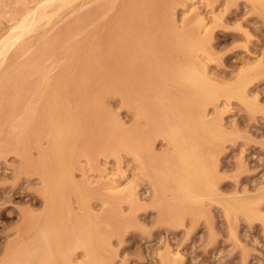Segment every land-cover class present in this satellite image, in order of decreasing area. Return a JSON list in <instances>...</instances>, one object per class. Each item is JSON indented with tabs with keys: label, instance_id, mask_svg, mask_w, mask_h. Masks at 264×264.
<instances>
[{
	"label": "rangeland",
	"instance_id": "rangeland-1",
	"mask_svg": "<svg viewBox=\"0 0 264 264\" xmlns=\"http://www.w3.org/2000/svg\"><path fill=\"white\" fill-rule=\"evenodd\" d=\"M8 1L1 0L0 2V32L15 22L14 19H10L9 15L4 12L7 7L8 10L10 9ZM142 1L146 3L148 11L145 15H142L140 13L141 7L131 6L133 9L130 10H134V13L136 12L134 14L136 16L133 19L142 20L144 18L145 21H149L153 25L155 36L162 42L159 43L161 47L169 46L167 43L172 39V34H167V27L170 28V25L175 26L178 21L179 23L176 25L178 28L187 29L197 24L198 18L202 15L204 20H206L205 22H208L206 28L210 27L208 28L210 32L206 33L210 36L205 45V51L208 53L205 51V53L203 51L201 53L200 51L198 60L207 65L208 76L212 81L214 80L217 87L224 84L223 86L226 88L224 90L225 88L222 89L223 87L221 86V92L217 93L219 94L217 95L219 101L216 98L210 105L208 104L207 109L208 117L218 119L221 125L224 123L221 127L225 130L220 149L216 152L217 156L214 160L216 162L215 168L216 166L219 167L216 168L213 187V189L215 188V191L213 190L215 193L212 191L214 195H206L199 204L192 205L188 209H182L181 212H176L177 209L171 205L173 203L171 190H168L169 192L166 191V199H163L164 201L161 200L160 203L155 186L146 174L144 164L140 162V159L131 149H127L120 144L121 142L117 141L118 136L121 134V130H119L121 127L118 124L114 125L112 118L131 128L136 123V117L134 108L124 103L117 93V88L112 82L116 78L115 72L110 71V74H104L103 77V73L97 71L94 75L87 76V81H84L80 77L82 76V66L84 67L86 61L82 57L84 55L74 56L77 60L73 62V55L68 56L65 49L62 48L59 52L60 55L58 54V57L63 61L60 68L53 67V58L51 59L50 55L40 59L38 67L39 71L49 72L48 74L53 77L63 68L62 70L68 73L65 74L68 75L67 79L70 83L69 97L66 94V90L62 88L63 86L59 89L55 84V79L51 80L48 90L46 89L43 94L44 100L41 102L42 104L40 103L41 107L39 105L36 106V112L31 122H29V128L26 127L25 131H23L22 141L17 140L16 148L20 150L19 154L0 151V264H7L3 262L6 247L8 242L16 243L20 238L17 230L23 223L28 210L30 209L29 212H33V210L41 212L44 207V200L40 190L42 183L39 175L35 173L34 167L39 158L38 141L40 143L44 142L43 146L47 145V127L43 126L45 122L43 104L45 106V103L49 102L52 93L56 94L54 98L58 97L59 103H61V98L65 96L73 101L82 96L87 101L78 112L73 102V109L74 112H77L78 119L73 120L72 123L76 129L79 128L78 131H74L77 133L76 136L79 137L76 158L79 161L81 160L77 162L75 177L84 187L88 206L90 207L92 204L93 209L91 207L90 209L94 212L91 213L99 214L96 218L97 226L100 230L105 231L109 237V245L103 252V264H264V193H262L264 192V0H259L261 5L259 2H255L256 0H253V2L252 0H179L180 4L177 2L174 5V7L177 5L175 9L174 7L165 8L164 0ZM189 8L193 10L191 11ZM168 10L169 12H167ZM125 12L129 17L126 16L123 19H132L130 18L131 12L129 13V10ZM152 16L154 17L152 18ZM121 23L122 14H117L114 19H111V25H105L103 19H96L93 25L81 30L82 33L78 35V38L84 40L92 32L91 28H93V39L95 42H99L102 35L108 39L111 38L109 41L114 42V33L118 32ZM37 26L38 28L36 27L32 32L26 34L21 42H18L16 47L14 46L10 50L9 61L16 58L20 45L34 44L39 35L48 28L49 24L43 21ZM109 28L111 29L109 30ZM206 31H203V35H205ZM100 52L103 54L104 59L107 58L110 61L111 58L112 63H116L115 46L106 45L104 50ZM206 54L212 57L208 58ZM68 57L71 59L69 60ZM204 58H207V60ZM65 61H67L68 65ZM257 61H259V64ZM247 63L252 67L247 66ZM251 63H257V65L254 64V66ZM244 67H249V69ZM243 70L244 72L241 73ZM251 76L253 77L251 78ZM255 76L257 77L254 78ZM241 77H245V80L246 78L248 79V81L246 80L245 88L239 91L237 95L235 93L234 95H228L226 93L230 90L228 88H230L231 84L232 86L236 82L238 84L240 81L238 78ZM105 78L106 81L101 82L99 80ZM22 80L24 81V79ZM22 80H19V82L23 83ZM231 80L232 82L236 80V82H229ZM92 83L93 85H91ZM249 86H251V89ZM223 90L226 92H223ZM251 92L254 93L252 94ZM221 93L223 94L222 96L220 95ZM255 94H258L256 95L257 97H255ZM235 95L237 97L239 95L238 98L240 99H237ZM27 96L28 99L32 98L30 94ZM230 97L234 98L231 100L229 99ZM257 99L260 100L258 101ZM246 102H252L250 103L251 107ZM90 103L92 107L89 105ZM216 103L219 104L217 105ZM246 105L250 108L249 110ZM3 138H5V135L0 133V143ZM155 146L157 151L167 148L161 136L155 141ZM121 151L122 153H120ZM112 152L113 154H111ZM22 164H25V166ZM89 178L95 181H90ZM90 182L92 183L90 184ZM217 185L218 190L215 187ZM120 186L123 189L125 188L121 192ZM132 186L134 189H132ZM116 187H119V189ZM259 187L260 189H258ZM240 191L242 193H239ZM216 192L219 193L216 194ZM162 198L164 197L162 196ZM209 199L212 200L209 201ZM236 202L237 204H235ZM71 203L73 207L78 208L77 204L79 201L75 194L71 196ZM240 204L248 205L247 207H251L255 212L248 214L246 210H240ZM236 205L239 207H236ZM226 214H228L229 218ZM259 214L262 215V218ZM253 218H255V221ZM81 252L79 249L77 254H75L77 259L82 258ZM174 253L176 254L174 255Z\"/></svg>",
	"mask_w": 264,
	"mask_h": 264
},
{
	"label": "bare ground",
	"instance_id": "bare-ground-1",
	"mask_svg": "<svg viewBox=\"0 0 264 264\" xmlns=\"http://www.w3.org/2000/svg\"><path fill=\"white\" fill-rule=\"evenodd\" d=\"M8 2L10 9L8 10L7 7L4 12L9 15L10 19H14L15 22L0 32V133L5 135V138L0 143V151L20 152L16 148L17 140L22 141L21 136L23 137V131H25L26 127L29 126V122L33 119L36 106H40V103L44 100L43 94L48 86H50L51 80L55 79V84L59 89L63 86L62 88L66 90V94L69 97L70 83L67 79L68 75L65 74L67 72L62 70L63 68L53 77L48 74L49 72L44 73L39 71L38 67L40 59H43L46 55H50V58H53V67L60 68L63 61L58 56L61 49L64 48L68 56L73 55V62L77 60L74 56H78L79 54L84 55L82 57L86 61L84 67L82 66V76H80L84 81H87V76L94 75L97 71H101L103 77L104 74L110 71L115 72L116 78L111 81L115 84L121 100L134 108L136 117V123L131 128L112 118L114 125L118 124L122 128L119 129L121 130V134L118 136L117 141L121 142L120 144L127 149H131L140 159V162L144 164L146 174L155 186L160 203L161 200L166 199V191L171 190L173 198L171 205L177 209L176 212H181L182 209H188L192 205L199 204L206 195H214L215 188L213 189V187L216 168L218 167L216 166L215 168L216 162L214 160L217 156L216 152L220 149L225 130L221 127L224 123L221 125L218 119L208 117L207 109L208 104L210 105L216 98V100L219 99L217 97L219 94L217 93L221 92L225 86L222 84L220 87H217L214 80L212 81L208 76L206 71L207 65L198 60V53L205 51V45L210 36L206 34L210 32L208 30L210 27L206 28L208 22H205L204 17L200 15L201 12L198 14L200 17L198 16L197 24L187 29H183V27H181L182 29L178 28L176 26L179 23L177 19V24L175 26L170 25V28L165 23L168 30L167 34H172V39L169 43L166 42L169 46L162 45L163 47H161L159 46L161 41L154 34L153 25L149 21H145L144 18L142 20L133 19L136 16L134 15L136 12L134 13V10H130L133 9L131 6L141 7L140 13L142 15H145L148 11L146 3L142 0H9ZM177 2L179 3V0H164L165 8H173ZM255 2H259L261 5L259 0ZM128 10L129 13L131 12L130 18L132 19H123L127 16L125 11ZM117 14H122V23L118 28V32L116 34L113 32L114 42L109 41L111 38L108 39L103 35L100 36L99 42H95L93 39V28H91L92 32L84 40L78 38V35L82 33L81 30L93 25L96 19H103L104 24L108 25ZM165 18L163 19L165 20ZM43 21L49 24L48 28L46 27L47 29L39 35L34 44L27 43L20 45L16 58L9 61L10 50L14 46L16 47L26 34L32 32L36 27L38 28L37 24ZM203 31H206L205 35H203ZM106 45L115 46L116 63H112L111 58L110 61L107 58H103V54L100 51H103ZM206 55H208V58L210 57L209 54ZM202 56L204 57L203 54ZM68 58L69 60L71 59L70 57ZM204 59L207 60V58ZM65 62L67 64V61ZM257 62L259 64V61ZM254 64L251 63V65ZM246 65L250 67L248 63ZM249 67L246 68L249 69ZM33 77L34 79H32ZM245 77H241L242 79L238 78L240 80L238 84L236 80L233 82L232 80L229 81L231 83L236 82V86L234 84L232 86L231 84L230 88L227 87L230 90L226 92L224 91L226 90L225 88L223 92H226L228 95H234V93L237 95L239 91L245 88L246 80L248 81L247 78L245 80ZM19 80H22L23 83H20ZM99 80L103 82L106 81V78ZM91 85L89 86L92 87ZM249 87L251 89V86ZM76 88L78 87L76 86ZM28 94L32 95L31 99H28ZM55 95V93H52L49 102H46L45 106L43 104V115L45 117L43 126L47 127V145L43 146L44 142L40 143V141L36 140L39 143L37 145L39 147V158L34 171L39 175L42 183L40 190L44 200V207L41 212H35L34 210L33 212H29V209L25 214V219L20 228H18L19 230H17L20 238L16 243L8 242L6 247L3 262L7 264H103V252L109 245L107 233L100 230L97 226L96 218L99 214L91 213L94 212L90 209V207L92 208V204L90 207L88 206L85 199L84 187L75 177L77 162L81 160L79 161L76 158L79 137L74 132L78 131L79 128L76 129L72 122L78 119L77 112L82 109L83 104L87 101H85V97L79 95L80 97L76 101L69 100L65 96L61 98V103H59L58 97L54 98ZM220 95L222 96L223 94L221 93ZM256 95L258 94H255V97H257ZM238 97L237 99H240ZM232 98L230 97L229 99L232 100ZM73 102L75 103L74 107H76L77 112H74ZM246 103L251 107L250 103L252 102ZM93 108L95 109L94 106ZM220 109L222 108L220 107ZM94 115L96 116V114ZM32 130L34 131V129ZM29 132L32 133L31 131ZM159 136L163 138L164 144L167 147L161 151H157L155 146V141ZM120 161L122 162V160ZM22 165L25 166V164ZM84 171L83 173H85ZM92 180L90 179V181ZM114 182L117 183L116 181ZM215 187L218 190V185ZM116 188L119 189V187ZM122 189L121 187L120 192ZM132 189H134L133 186ZM105 190L107 191L108 189ZM113 190L115 191V189ZM109 193L111 194V192ZM218 193L216 192V194ZM239 193L242 192L240 191ZM72 194H75L78 198V208L73 207L71 203ZM107 200L109 199L107 198ZM156 205L158 206L157 203ZM247 206L246 204H240V210H246L248 214L255 212L251 207ZM236 207L239 206L236 205ZM236 207L235 209H237ZM100 209L103 210L102 208ZM92 214L93 216H91ZM243 214L245 213L243 212ZM226 215L228 216V214ZM257 215L255 216L257 217ZM247 219L249 220V218ZM79 249L82 251V258L77 259L75 254H77Z\"/></svg>",
	"mask_w": 264,
	"mask_h": 264
}]
</instances>
